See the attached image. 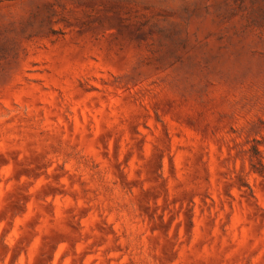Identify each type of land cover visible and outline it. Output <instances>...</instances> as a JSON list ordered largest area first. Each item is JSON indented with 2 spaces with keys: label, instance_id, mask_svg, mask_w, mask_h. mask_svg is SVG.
<instances>
[{
  "label": "rangeland",
  "instance_id": "obj_1",
  "mask_svg": "<svg viewBox=\"0 0 264 264\" xmlns=\"http://www.w3.org/2000/svg\"><path fill=\"white\" fill-rule=\"evenodd\" d=\"M0 264H264V0H0Z\"/></svg>",
  "mask_w": 264,
  "mask_h": 264
}]
</instances>
